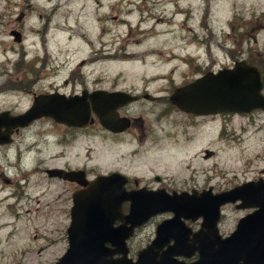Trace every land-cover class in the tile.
<instances>
[{"label":"flooded vegetation","instance_id":"obj_1","mask_svg":"<svg viewBox=\"0 0 264 264\" xmlns=\"http://www.w3.org/2000/svg\"><path fill=\"white\" fill-rule=\"evenodd\" d=\"M103 1L69 0L68 3L80 13H87L90 8L93 10V14L89 13L93 25L79 30V44L89 49L88 53H91L93 59L106 61L112 55L107 53L105 42L102 41L110 35L115 41L118 33L116 19L104 15L105 10L109 9L103 5ZM105 2L115 9L112 12L118 11L114 0ZM22 18L23 15H19L16 21L0 22V54L7 56L5 63L0 64V124L8 125L12 120L25 115L34 105L38 108H52L61 101L69 107L77 101L82 107L90 108L89 100L98 93L125 94L133 101L118 103L114 112V124L100 121L89 110L87 124L79 128L65 126L49 118H39L30 121L25 127L1 129L0 133H5V144L0 145V164L3 169L1 173L17 178L14 183L4 179L5 186H14L16 193L23 199H27L26 196L32 198L30 192L39 193L35 200L39 197L50 198L57 207V217L69 223L75 197H83L87 186L96 178L112 174L125 179L122 189L126 194L141 191L142 194L161 193L167 196L194 193L198 198L202 194L219 196L246 187L249 202L258 204L264 200V168H256L258 164H264V156H257L252 166L225 179L214 175V168L211 166L203 171V165L214 162L217 155L211 148L201 149L199 158L195 161L196 179L182 185V190H173L170 187L166 175L169 169H165L166 162L161 161L167 157L171 145H177L179 141L183 146H188L204 131H211L217 137L219 123L222 124V134H225L227 128H232L234 121L264 113L206 117L184 114L170 104L169 98L176 88L189 82L174 87L171 92L164 91L163 96L150 94L145 88L140 92H137V88H118L114 85L104 88L99 80L85 75L81 70L83 63L77 68L70 64L75 55L74 29L48 27L51 22L49 20L53 18L50 16H46L45 21L38 22H26ZM26 24L39 27L25 32L22 26ZM58 35L67 36L61 50L58 47ZM8 56L13 57V60L10 61ZM124 57L131 59L134 55L125 54ZM59 59H62L61 63ZM101 122L109 123L118 132L103 127ZM32 178L38 179L39 184L32 186ZM215 179H219L218 182H214ZM42 180L45 181L44 189L41 187ZM152 200L154 199L150 203ZM128 206L127 202L121 203V216H127ZM240 206L237 202L218 208L216 222L213 224V220L207 221L208 228L215 231L220 239L228 238L235 232L240 220L256 212V209H243ZM144 209L143 205L139 208ZM172 218L171 214H157L135 228L125 242L126 260L134 264L137 255L155 240L157 228ZM119 225L115 222L112 229ZM181 229L188 232V239H191L190 235L207 232L202 218L181 219L167 230L166 235L176 236ZM144 234L146 242L142 244L137 239ZM102 247L104 252L118 250L108 244ZM165 252L184 254L188 252V247L173 249V241L169 237L166 244L157 245L151 251V254H157V257L152 258L159 262ZM118 258L113 256L114 260ZM170 260L167 264H192L197 256L189 259L174 256Z\"/></svg>","mask_w":264,"mask_h":264},{"label":"rangeland","instance_id":"obj_2","mask_svg":"<svg viewBox=\"0 0 264 264\" xmlns=\"http://www.w3.org/2000/svg\"><path fill=\"white\" fill-rule=\"evenodd\" d=\"M68 1L0 0V22L16 21L19 15L26 22L45 21L50 16L53 18L48 27L74 29L75 55L70 64L77 68L83 63L85 75L99 80L104 88L114 85L137 88V92L145 88L150 94L163 96L164 91L171 92L207 71L228 68L240 60L262 63L264 76V0H114L116 12L104 0L103 5L110 10L104 15L116 19L118 33L115 41L111 35L102 41L112 55L106 61L93 59L89 49L79 44V30L93 25L89 14L93 10L80 13ZM38 27L22 26L25 32ZM66 37L58 35L60 50ZM125 54L134 57L126 59ZM6 58L0 54V64ZM8 59L12 61L13 57ZM221 126L219 123L217 137L204 131L188 146L180 141L171 145L161 161L169 169L166 175L173 190H182V185L195 181V161L206 147L217 157L203 165V171L211 166L214 175L225 179L252 166L257 156H264V115L236 120L225 134ZM256 168H264V164ZM2 171L0 164V264L56 263L67 248L69 222L57 217V207L50 198L35 200L39 193L30 192L32 198L23 199L14 186H5L4 179L14 183L17 178ZM41 182L44 189L45 181ZM30 183L34 186L39 181L32 178ZM137 240L145 243L146 234Z\"/></svg>","mask_w":264,"mask_h":264},{"label":"water","instance_id":"obj_3","mask_svg":"<svg viewBox=\"0 0 264 264\" xmlns=\"http://www.w3.org/2000/svg\"><path fill=\"white\" fill-rule=\"evenodd\" d=\"M89 101L90 108L82 107L77 101L69 107L61 101L52 108L34 105L25 115L8 125L0 124V132L8 127H25L39 118H49L56 123L79 128L87 124L90 112L100 121L114 124L118 103H129L133 99L120 93H98ZM169 102L178 111L195 117L264 113L259 71L244 60L234 62L228 69L204 73L176 88ZM105 122H101L103 127L118 132ZM4 135L0 133V145L5 144ZM124 183L125 179L117 174L98 177L87 186L83 197H75L72 219L66 230L67 248L54 264H133L126 260L125 242L135 228L161 213L171 214L173 218L157 228L155 240L137 255L134 264H167L174 256L187 259L197 256L192 264H264V200L258 204L249 202L246 187L219 196L202 194L196 198L194 193L167 196L161 193L142 194L141 191L126 194L122 189ZM151 199H154L152 203ZM122 202L129 204L127 216L120 215ZM237 202L241 204L240 208L256 209V212L240 220L232 235L220 239L215 231L208 228L207 221L213 220L215 224L218 208ZM142 205L145 209L139 210ZM198 218H202L207 232L190 235L191 239L183 229L176 236L166 235L167 230L181 219ZM115 222L120 225L112 229ZM210 231L212 234H209ZM169 237L173 241V249L187 246L188 252H165L161 260L155 262L152 257H157V254H151V251L157 245L166 244ZM105 244L118 250L104 252L102 246ZM113 256L119 258L114 260Z\"/></svg>","mask_w":264,"mask_h":264},{"label":"trees","instance_id":"obj_4","mask_svg":"<svg viewBox=\"0 0 264 264\" xmlns=\"http://www.w3.org/2000/svg\"><path fill=\"white\" fill-rule=\"evenodd\" d=\"M247 62V61H246ZM248 64H250L251 66H254L258 69L259 74H260V81L262 84V95H264V76H263V64L262 63H257V64H253L251 62H247Z\"/></svg>","mask_w":264,"mask_h":264},{"label":"bare ground","instance_id":"obj_5","mask_svg":"<svg viewBox=\"0 0 264 264\" xmlns=\"http://www.w3.org/2000/svg\"><path fill=\"white\" fill-rule=\"evenodd\" d=\"M199 45V44H198ZM39 153V152H38Z\"/></svg>","mask_w":264,"mask_h":264}]
</instances>
